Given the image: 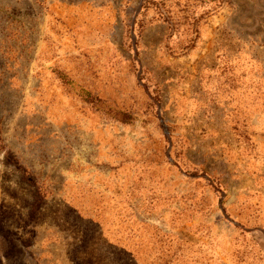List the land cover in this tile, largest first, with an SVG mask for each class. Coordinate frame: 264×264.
<instances>
[{"label": "rangeland", "instance_id": "1", "mask_svg": "<svg viewBox=\"0 0 264 264\" xmlns=\"http://www.w3.org/2000/svg\"><path fill=\"white\" fill-rule=\"evenodd\" d=\"M253 1L0 0V264H264Z\"/></svg>", "mask_w": 264, "mask_h": 264}, {"label": "trees", "instance_id": "2", "mask_svg": "<svg viewBox=\"0 0 264 264\" xmlns=\"http://www.w3.org/2000/svg\"><path fill=\"white\" fill-rule=\"evenodd\" d=\"M222 1L223 0H197V2H199V8L201 9V11L202 12H204V11H206V10H209L210 8H212V7H214V6H216V5H221L222 4ZM212 3L214 4L213 6H212ZM0 135H1V133H0ZM5 152V151H7L6 150V148H5V146H4V143H3V141H2V138H1V136H0V152ZM34 181L33 180H28L27 179V183H32V184H34V185H37V184H35V182L33 183ZM39 187V188H38ZM37 189H45V188H42V187H40V186H37ZM37 192L39 193V191L37 190Z\"/></svg>", "mask_w": 264, "mask_h": 264}, {"label": "crops", "instance_id": "3", "mask_svg": "<svg viewBox=\"0 0 264 264\" xmlns=\"http://www.w3.org/2000/svg\"><path fill=\"white\" fill-rule=\"evenodd\" d=\"M251 1H253V0H251ZM225 2H226V0H223V1H222V4L219 6V7H220V10H223V7H222V6H223V4H224ZM253 2H254V1H253ZM257 2H258V0H257ZM262 2H264V0H263Z\"/></svg>", "mask_w": 264, "mask_h": 264}]
</instances>
